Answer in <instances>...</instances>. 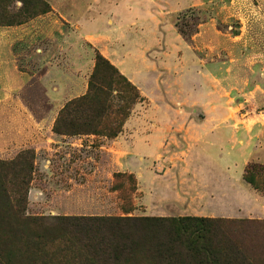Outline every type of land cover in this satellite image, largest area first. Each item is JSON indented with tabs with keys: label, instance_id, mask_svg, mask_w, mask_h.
Returning <instances> with one entry per match:
<instances>
[{
	"label": "rangeland",
	"instance_id": "374dc122",
	"mask_svg": "<svg viewBox=\"0 0 264 264\" xmlns=\"http://www.w3.org/2000/svg\"><path fill=\"white\" fill-rule=\"evenodd\" d=\"M45 1L50 5L49 12L20 25L0 26V52L12 53L11 61L0 60V73L5 65L9 76L16 71L31 76L22 90L5 92L3 72L0 74V159H13L24 150H32L35 155L26 213L124 215L119 193L112 189L113 175L132 173L136 190L127 192L132 208L128 216H199L248 222L241 239L249 262L264 264V195L244 179L246 167L254 165L263 168L264 180V0H136L135 12L114 14L123 16L125 23L134 21L130 31L139 35L144 32L142 40L134 45H108L114 52L121 46L128 51L140 50L135 69L150 76L154 90L149 99L108 59L143 97L130 109L127 120L133 122L129 132L135 123L136 128L149 126L148 121L153 120L150 116H156L153 100L164 105L167 113L163 108L158 113L163 117L176 113L195 119L203 115L201 100L209 94L207 110L213 116H230L241 136L246 130L252 135L254 155L236 172H230V177L245 185L250 194L246 188L240 191L230 185L229 173L219 170L216 162L222 164L226 155L218 157L208 149H182L180 131L165 132L163 148L152 157L148 153L129 157L107 149L103 138H111L93 135H79L81 140L71 142L82 146L68 144L55 149L53 145L59 143L50 140L49 121L52 116L55 120L67 101L86 92L98 50L78 33L76 24L84 23L82 13L76 19L79 13L75 8L60 13L53 8L54 0ZM20 5L12 1L2 8L17 12ZM79 9L84 10L83 4ZM111 20L114 22V18ZM92 21L89 24L99 28V23ZM42 53L48 54L47 59ZM46 62L57 68L44 74ZM59 70L67 73L76 87L60 108L54 107L45 91L46 80L55 82L53 74ZM166 82L173 94L179 95L178 101L162 94ZM204 82L207 90L202 92L199 88ZM140 163L143 168L133 170ZM184 163L199 170L181 172L180 164ZM168 167H172L171 172H165ZM118 183L129 186L126 177L117 178ZM232 192L242 196L238 197L240 203L231 205L239 213L218 216L217 209L228 206L226 194Z\"/></svg>",
	"mask_w": 264,
	"mask_h": 264
},
{
	"label": "trees",
	"instance_id": "16d2710c",
	"mask_svg": "<svg viewBox=\"0 0 264 264\" xmlns=\"http://www.w3.org/2000/svg\"><path fill=\"white\" fill-rule=\"evenodd\" d=\"M21 3L17 12L8 9ZM6 8H2L3 5ZM45 0H0V26H14L49 12ZM86 92L58 111L52 132L64 136L115 138L138 88L96 51ZM34 152L0 159V264H253L242 242L248 222L199 216H128L132 173L116 172L112 189L124 215H29L27 195ZM263 168L247 166L244 179L264 195ZM126 177L129 186L118 183ZM128 205V206H126Z\"/></svg>",
	"mask_w": 264,
	"mask_h": 264
},
{
	"label": "crops",
	"instance_id": "0c3cea01",
	"mask_svg": "<svg viewBox=\"0 0 264 264\" xmlns=\"http://www.w3.org/2000/svg\"><path fill=\"white\" fill-rule=\"evenodd\" d=\"M135 2L136 0H84L82 3L81 0H54L53 8L58 10L60 13H65L67 11L71 12V9L75 8L76 10L74 9V12L79 13L75 18L77 19L82 15L84 20L83 25L76 24L81 38L92 44L113 64H116L121 72L138 86L142 94L148 96L149 99H152V92L154 94V90L151 89V83H149L151 81L150 76L148 77L147 73L139 69H135L136 59L138 57L141 58L140 50L137 49L135 52L131 50L128 51L127 48L121 46V48L114 52L113 50H110L108 46L113 43L117 45H124L125 43L134 45L138 44L139 41L142 40L144 32L139 35L130 31L131 27L135 25L134 21L125 23L123 16L121 18V16L114 14L135 12L138 9ZM81 4H83L84 10L79 9ZM111 18H114V22H112ZM90 19L93 20L92 22L96 21L99 23V28H96L98 26H93L92 24L91 26L89 24ZM111 22L112 24H110ZM151 37H153L151 38L152 40L155 39V36ZM4 41L5 39H3V43ZM42 54L43 58L47 59L48 54ZM11 59V52H5L4 54L0 52V60H4V62L7 63L11 61ZM131 60L133 61L132 64L129 62ZM48 63L49 62H46L44 64V66H47V68L45 67L46 69L44 70V74H48L50 70L57 68L54 65L50 67ZM5 67L6 66L4 65V68ZM4 68L3 71H1V73L3 72L4 74L1 75V79L5 84V92L7 90L10 91L11 89L22 90L31 77L28 73L19 71L13 73V76H9L5 74L6 70ZM53 75L56 76L55 82L46 80L45 91L49 100L54 103V107L60 108L63 105V102L71 98H67V96L72 91H75L76 87L72 85L71 78L67 73H61L59 70L55 71ZM167 83L168 82L165 83L166 89L162 94H164L165 97H174L175 101H178L180 98L179 95L176 93L173 94ZM199 90L202 92L207 90L205 82L202 86H200ZM209 96L210 95L208 94L202 97L201 108L203 109V115L195 119L190 117H181L176 115V113H171V115L165 114L166 117H163L158 113L163 111L160 108L165 110L164 105H161L159 100H153L154 102L152 103H154L153 107L156 116H150L153 120L148 121L149 126L147 128H136L138 125L135 123V120L134 123L136 127L132 129V132H129V129L131 128V125L129 124L133 121L129 123V120H127L123 125L122 131L115 138H103V140L107 142V145L105 146H107V149L119 151L122 154H128L129 157H135L134 155L136 154L141 155L146 153L152 157L158 155L160 153V149L163 148L162 146L164 145L161 143V140L165 132L173 133L180 131V133L183 134V144L180 146L182 149L183 147H186L187 151L191 149H208L209 151L216 153L218 157H221L222 153L223 155H226L227 157L221 159L223 160V163L221 164L216 162V165L220 166L219 170L221 172L229 173L227 175L228 183L234 187L240 188L241 191V188H246L245 185L235 182L234 179L230 177V172H236L238 168H241L254 155L256 145L254 144L252 135L249 131L246 130L245 134L241 136L238 132L237 124L234 118L227 115L213 116L210 110H207L209 109V104L211 103L210 99L208 100ZM207 112H209V114H207ZM165 113H167L166 110ZM53 120L54 118L52 116L49 121L48 129L49 134L52 136L50 140L55 143H59L58 145H53L55 149L59 150L60 148L66 147L68 144L76 145L71 142L81 140V136H64L53 133L51 131ZM76 146H82V144L79 143ZM105 146L103 145L101 147ZM166 148L167 145H165V149ZM180 165L181 172L189 171L190 169L199 170L196 168L198 166L191 167L189 163ZM141 168L143 167L140 163L137 165L136 169L133 170L137 171ZM205 168L208 167L206 166ZM171 171L172 167H168L165 170V172ZM248 194H250L249 191ZM226 195L229 198L228 201H225L226 203L228 202V206H224L222 209H217V213L218 216L232 217L238 212V209H236L234 205L241 202L238 197L241 198L242 196L237 195L235 192ZM261 200L264 201V196ZM232 204L234 205L231 206Z\"/></svg>",
	"mask_w": 264,
	"mask_h": 264
}]
</instances>
